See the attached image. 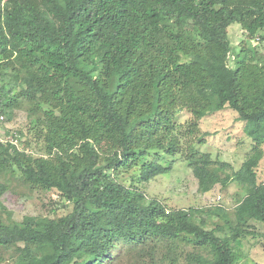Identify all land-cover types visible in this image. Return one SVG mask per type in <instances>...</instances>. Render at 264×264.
<instances>
[{"label":"trees","instance_id":"16d2710c","mask_svg":"<svg viewBox=\"0 0 264 264\" xmlns=\"http://www.w3.org/2000/svg\"><path fill=\"white\" fill-rule=\"evenodd\" d=\"M232 25L264 43V0H0L1 113L10 122L27 106L34 126L23 146L44 148L35 156L0 144V175L17 171L26 186L53 190L71 206L42 223L0 220V250L15 247L13 264H114L119 244L130 264L247 257L239 241L264 231L255 171L264 146V58L244 47L234 53ZM226 108L252 141L242 166L225 174L227 165L216 167L194 147L185 160L202 194L240 185L230 212L167 210L157 200L145 204L133 178L119 182V170L138 163L145 183L168 172L148 158L181 153L178 112L190 114L191 136ZM5 190L0 185V197Z\"/></svg>","mask_w":264,"mask_h":264},{"label":"rangeland","instance_id":"374dc122","mask_svg":"<svg viewBox=\"0 0 264 264\" xmlns=\"http://www.w3.org/2000/svg\"><path fill=\"white\" fill-rule=\"evenodd\" d=\"M228 39L237 54L241 48H245L247 53L255 51L257 59L264 58V43L254 40H248L243 30L232 25L227 30ZM262 33L258 34L259 37ZM257 39V38H256ZM229 58L228 65L233 68ZM27 106L21 110L13 112L9 126L19 128L24 132L26 142L29 140L30 129H32L31 119L28 117ZM191 116L186 111L178 112L174 117L175 125L179 126L181 153L174 156L160 154L158 158L149 156L148 160L157 161L163 167H168L167 173L158 175L145 183L138 177L137 166L128 169L119 170V182L129 184L133 178V185L145 195V204L152 200L159 201L167 210H188L201 209L215 206H224L230 212L236 201L243 196L240 185L232 183L226 189L221 190L220 186H215L208 194H202L198 191V183L192 175L191 169L185 160L188 147H194L201 153H208L211 159L217 163L227 165L222 167L225 174H231L237 171L249 156L252 149V141L244 132L245 123L238 121L237 114L229 108L220 112L209 114L200 120L197 131L191 136L188 134V125ZM188 124V125H187ZM34 126V125H33ZM29 147L33 154L40 155L44 149L41 141L31 143ZM262 158L255 169L257 182L264 185V146H262ZM43 154V153H42ZM128 180V181H127ZM127 181V182H126ZM0 185H4L5 192L0 197V220L4 223L21 222L24 217H34L39 223L45 218H60L71 211V206L58 198L53 190H43L26 186L20 173L10 172L0 175ZM65 205V206H64ZM204 217V216H203ZM212 221H217L212 217ZM210 224L209 228H212ZM208 228V229H209ZM264 231H261L263 235ZM246 237L239 241V248L247 257L238 264H264V237ZM12 249L0 250V264H13L16 260V253ZM185 251H191V248H185ZM163 249L161 251V254ZM160 257V253L156 255ZM114 264H130L131 256L125 251V246L119 244L113 252ZM147 262V261H146ZM167 261L163 259V263ZM178 264H186L180 259Z\"/></svg>","mask_w":264,"mask_h":264},{"label":"built area","instance_id":"2783aa9c","mask_svg":"<svg viewBox=\"0 0 264 264\" xmlns=\"http://www.w3.org/2000/svg\"><path fill=\"white\" fill-rule=\"evenodd\" d=\"M1 111L0 106V144L9 148L10 151L15 149L19 152L33 153L32 150L23 146L24 133L20 135L14 127L9 126L10 123Z\"/></svg>","mask_w":264,"mask_h":264}]
</instances>
